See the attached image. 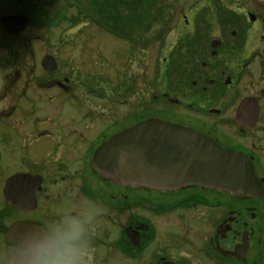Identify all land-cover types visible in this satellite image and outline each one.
Here are the masks:
<instances>
[{"label": "flooded vegetation", "instance_id": "1", "mask_svg": "<svg viewBox=\"0 0 264 264\" xmlns=\"http://www.w3.org/2000/svg\"><path fill=\"white\" fill-rule=\"evenodd\" d=\"M13 2L22 0H0L1 5ZM211 13L206 28V17L197 20L201 28L193 31L196 39L179 48L181 52L173 56L176 61L164 60L168 65L166 91L161 96L167 103L161 110L164 116L136 119L125 126V119L139 112L135 103L130 113H123L120 94L128 91L122 90L113 94L115 117L101 115L92 107L91 98L100 96L105 101L108 93L92 91L88 72L61 76L57 56L50 53L45 56L55 58L54 71L44 68L43 56L31 63L30 71L20 62L24 76L5 77V106L0 111V143L6 161V173L0 174L4 178L0 264H11L27 239L55 229L68 216L84 224L85 264H264V86L260 94L251 91L256 83L251 75L253 70L258 72L255 59L260 53L250 46L246 30L227 35V30L212 27L215 17ZM249 14L250 22L257 23L259 18L252 21ZM184 15L190 25L188 13ZM236 19L233 16L231 21ZM217 30L221 33L216 34ZM261 60L259 82L264 83V55ZM244 78L249 79L244 87L248 93L233 107ZM132 82L130 90L137 91V81ZM78 86L84 93H76ZM189 90L199 97L202 113L226 97V106L208 109L209 117L217 118L218 125L222 122L224 131L213 122L208 129V115L206 119L187 118L174 110L181 107V95ZM157 96L153 94L152 106ZM246 97L256 99L258 115L254 123L244 118L239 126L237 110ZM104 116L108 120L104 127L92 124L105 120ZM149 118L202 133L223 149L243 152L260 181V193L244 195L194 183H175L164 189L132 186L103 176L93 162L96 150L110 136Z\"/></svg>", "mask_w": 264, "mask_h": 264}, {"label": "rangeland", "instance_id": "2", "mask_svg": "<svg viewBox=\"0 0 264 264\" xmlns=\"http://www.w3.org/2000/svg\"><path fill=\"white\" fill-rule=\"evenodd\" d=\"M68 1L69 0H47L45 3L52 4L49 12L53 14ZM88 1L89 0H83V2L86 3ZM127 1L134 6L141 2V0ZM163 1L160 4L172 10V14L170 15L173 17L166 28V33L163 35L162 40L155 39L156 29L160 27L159 25L152 26L150 22L145 29L136 27L135 32L134 29L132 30V28H135L132 22L130 24V31L136 33V41H139V43L141 42V45L136 44L135 47L132 46L128 39L119 38L111 32H108L99 24L89 20L73 23L69 21V18L67 21H63L59 26L49 30L29 25L24 34H22V44L20 46H15L16 49L14 48L13 53L0 47V111H3L5 106V77L24 76V74H22L24 71L23 67L26 66L25 68L30 71L33 61H38L40 58L50 53L57 56V62L61 69V76H78L77 73L79 71L82 73L88 72L92 78V83H90L93 87L91 88L92 91H95L97 95L98 92L101 93L103 91L108 93V100L105 101L99 100L102 99L100 96H98L97 99L91 98L92 107L99 109L101 115H103L102 113H109L111 117H115L114 111H116L117 102H113V106L111 105L113 94H116L115 92L117 90H122L121 92L124 93L128 91V93L124 95L120 94L123 99V113H130L135 103L139 112L137 116H128L129 118L125 119V126L136 119H143L150 116H164V112H161V110L164 108V105L167 106V103L161 96L163 92L166 91L167 84L165 79L168 66L164 60L170 61V59H172V61H176L173 56L181 52L179 48L186 46V44L189 45L196 39L197 36L193 31L201 28V22L197 23V20L206 17L205 23H203L204 28H206L208 22L210 23V20L207 19L209 12H212L211 14L215 17L214 24H211L215 29H217L218 26V28L223 29V31L227 30V33L225 32L227 35L233 30H239V32H241V30H246V35L250 36V46H255L256 48H253L254 51L260 53V56L255 59L256 65H258V72L255 74L253 72H256V70H253L251 75L253 78H256V83L252 85L251 91L260 94V88L264 86V83L259 82L261 80L260 71L262 69L261 56L264 55V0ZM22 5L23 4H18L16 2L10 5L0 4V17L10 14H21ZM129 11H125L122 8L120 10V12L125 13V15L131 14ZM77 12L76 8L74 10L73 8H69L68 16L74 21L72 15L80 16ZM186 13H188V18H190V25L185 23L184 14ZM248 13H252L259 18L257 23L253 24L250 22ZM233 16L237 18L235 21H231ZM222 22H225L227 25L223 27L221 25ZM220 33L221 31L217 30L216 34ZM208 37L210 41L212 37ZM22 61L24 62L23 67H19ZM78 63L79 65H85L87 67L79 70L74 66ZM134 80L137 81L134 85L138 89L137 91L130 90L133 84L132 81ZM248 83L249 79L244 78L240 89L234 97V99L237 97L235 101H233L232 95H229L230 99L233 101V107L238 104L241 96L248 93V90L244 88ZM78 89V91L76 90L77 94L84 93L80 92L79 86ZM29 93H31V91H29ZM153 94H159L154 106L149 103ZM172 97H175V95L173 94ZM224 98L225 100L223 103L215 106L214 104L209 105L207 108H204V113H202L199 97L192 90H189L188 94L184 97L181 95V107L175 106L174 110H176L177 113H182L187 118L198 117L206 119L205 115H208L207 120L210 125L207 128L209 129L211 128V122L217 124V118L212 117L211 119L208 109L211 107L218 108L222 104L226 106V97ZM227 98L229 97L227 96ZM160 100L165 102H161ZM202 103L206 104L208 102L205 101ZM39 115L43 116V112L39 113ZM96 120L97 121L92 124L96 125L99 122L98 129L104 127L108 121L106 118L105 120ZM3 123L4 122H1V124ZM68 123L70 124L68 121L65 122V124ZM217 126H220L219 128H221V130L224 129L220 121ZM1 135L0 133V141L3 142ZM0 144V174L2 173L1 175L4 176L6 173L5 152L2 143ZM3 180L4 178L0 177V188ZM1 200L2 197L0 194V201ZM91 211L93 214L95 208H92Z\"/></svg>", "mask_w": 264, "mask_h": 264}, {"label": "water", "instance_id": "3", "mask_svg": "<svg viewBox=\"0 0 264 264\" xmlns=\"http://www.w3.org/2000/svg\"><path fill=\"white\" fill-rule=\"evenodd\" d=\"M250 18L255 20L252 14ZM0 23L6 32L19 35L29 17L6 15ZM56 64L53 56H45V69L54 71ZM258 108L256 99L244 98L237 110V124L244 118L254 123ZM93 162L103 176L123 185L164 189L175 183H194L244 195L260 193V181L243 152L223 149L209 136L157 118L110 136L96 150Z\"/></svg>", "mask_w": 264, "mask_h": 264}, {"label": "trees", "instance_id": "4", "mask_svg": "<svg viewBox=\"0 0 264 264\" xmlns=\"http://www.w3.org/2000/svg\"><path fill=\"white\" fill-rule=\"evenodd\" d=\"M47 0H22L18 4L22 6V16L27 15L30 19V26H37L42 29H52L59 26L63 21L79 23L82 20H89L106 29L108 32L118 36L119 38L128 39L132 46L140 44L136 41V33L130 31V24L133 22L136 27L145 29L149 23L152 26H160L156 29V40H162L166 33V28L172 20V10L161 5L163 0H141L140 4L133 5L127 0H89L87 3L83 0H69L57 12L50 14L49 10L52 6L45 3ZM164 2V1H163ZM165 3V2H164ZM10 5V4H9ZM138 7V8H136ZM69 8H76L78 15L73 16L74 21L68 13ZM124 9L131 14L125 15L120 10ZM120 9V10H119ZM136 11V12H135ZM171 11V12H170ZM23 35L8 34L0 25V47L13 53L15 46L22 44ZM138 37V35H137ZM141 45V44H140ZM145 45V44H144Z\"/></svg>", "mask_w": 264, "mask_h": 264}, {"label": "clouds", "instance_id": "5", "mask_svg": "<svg viewBox=\"0 0 264 264\" xmlns=\"http://www.w3.org/2000/svg\"><path fill=\"white\" fill-rule=\"evenodd\" d=\"M84 224L68 216L55 229L30 237L11 264H85Z\"/></svg>", "mask_w": 264, "mask_h": 264}]
</instances>
